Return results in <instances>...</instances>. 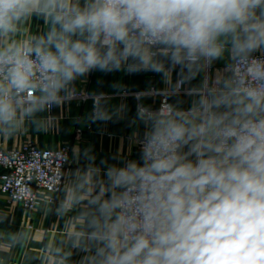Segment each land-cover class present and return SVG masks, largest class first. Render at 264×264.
<instances>
[{
    "label": "clouds",
    "instance_id": "obj_1",
    "mask_svg": "<svg viewBox=\"0 0 264 264\" xmlns=\"http://www.w3.org/2000/svg\"><path fill=\"white\" fill-rule=\"evenodd\" d=\"M33 20L44 31L26 33ZM222 61L231 74L206 83ZM97 72L153 74L191 102L138 104V155L86 153L57 209L74 213L69 250L51 246L50 264H264V0H0V136ZM89 97L90 122L112 121Z\"/></svg>",
    "mask_w": 264,
    "mask_h": 264
},
{
    "label": "crops",
    "instance_id": "obj_2",
    "mask_svg": "<svg viewBox=\"0 0 264 264\" xmlns=\"http://www.w3.org/2000/svg\"><path fill=\"white\" fill-rule=\"evenodd\" d=\"M24 30L28 34H39L44 31L43 22L33 20L24 25ZM225 61L218 62L202 74L206 83L213 77L231 74L224 66ZM113 84L124 90L121 95H114ZM76 88L79 93L77 99L65 103L62 108H53L51 113L39 114L44 118L42 123L33 125L26 122L12 138L0 136V149L3 150L18 149L24 144L40 149L70 147L65 184L54 198L53 205L41 203L36 211L29 213L18 204L9 203L7 197L0 194V241H8L11 234L18 232L27 237L23 246L13 247L10 251L0 250V264H50L47 250L61 241L65 250H69V218L74 213L63 215L57 209L65 188L72 182V174L88 163L86 153L95 157L97 166H102V160L116 163L110 159L113 155L123 158L138 155V148L133 143L140 130L135 121L137 105L157 109L161 100L167 98L170 104L183 109L191 102L183 93L163 90L165 85L159 76L153 74L124 76L122 73L104 75L97 72L77 81ZM90 93L95 94L105 111L113 113L112 121L90 122L93 104ZM78 260L79 256L73 255L68 264H76Z\"/></svg>",
    "mask_w": 264,
    "mask_h": 264
},
{
    "label": "built area",
    "instance_id": "obj_3",
    "mask_svg": "<svg viewBox=\"0 0 264 264\" xmlns=\"http://www.w3.org/2000/svg\"><path fill=\"white\" fill-rule=\"evenodd\" d=\"M162 104H169L168 99L163 98ZM69 152V145L40 149L24 144L18 149H0V194L29 213L41 203L53 205L65 184Z\"/></svg>",
    "mask_w": 264,
    "mask_h": 264
}]
</instances>
